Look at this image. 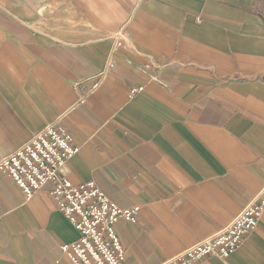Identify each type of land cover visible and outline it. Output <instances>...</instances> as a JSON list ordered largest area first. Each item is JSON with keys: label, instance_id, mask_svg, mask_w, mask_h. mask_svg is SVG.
<instances>
[{"label": "crops", "instance_id": "obj_1", "mask_svg": "<svg viewBox=\"0 0 264 264\" xmlns=\"http://www.w3.org/2000/svg\"><path fill=\"white\" fill-rule=\"evenodd\" d=\"M61 115L79 148L66 179L139 208L114 227L126 264L213 237L264 198V0H0V159ZM47 191L0 171V264H71L78 234ZM200 264H264V210Z\"/></svg>", "mask_w": 264, "mask_h": 264}, {"label": "built area", "instance_id": "obj_2", "mask_svg": "<svg viewBox=\"0 0 264 264\" xmlns=\"http://www.w3.org/2000/svg\"><path fill=\"white\" fill-rule=\"evenodd\" d=\"M113 53L111 51L104 68L93 79L88 93L98 89L113 68ZM141 90H131V94ZM60 120L47 125L15 152L0 159V171L11 178L26 198L48 190L58 210L78 234L74 242L60 247L71 264H126L114 227L120 221L136 223L139 208H121L93 182L74 185L62 175L63 167L79 148L59 124ZM263 210L262 191L226 228L162 264H200L206 257L227 258L244 243Z\"/></svg>", "mask_w": 264, "mask_h": 264}, {"label": "rangeland", "instance_id": "obj_3", "mask_svg": "<svg viewBox=\"0 0 264 264\" xmlns=\"http://www.w3.org/2000/svg\"><path fill=\"white\" fill-rule=\"evenodd\" d=\"M110 54H111V52H110ZM110 54H109V55H110ZM108 57H109V56H108ZM108 57H107V60H108ZM107 60H106V61H107ZM113 60H114V59H113V55H112V64H113V67H114V62H113ZM110 70H111V69H110ZM108 73H109V72H108ZM97 75H98V74H97ZM97 75H95V76H93L92 78L89 79L90 85H91V83L93 82V79H94ZM107 76H108V75H107ZM106 78H107V77H106ZM106 78H105V79H106ZM105 79H104V81H105ZM104 81L102 82V85H103ZM102 85H101V86H102ZM101 86H100V87H101ZM100 87H99V88H100ZM89 88H90V86H89ZM99 88H98V89H99ZM137 89H138V88H137ZM96 90H97V89H96ZM96 90H95V91H96ZM132 90H136V89H132ZM87 91H88V90H87ZM95 91H93V92H95ZM93 92H92V93H93ZM137 93H138V92H137ZM134 94H136V93H134ZM134 94H131V91H130V95H134ZM60 118L62 119V118H63V115H61ZM59 124H60V123H59ZM48 125H49V124H48ZM65 129H66V128H65ZM62 175L64 176L63 173H62ZM64 177H65V176H64ZM87 183H88V182H87ZM85 184H86V183H85ZM80 185H82V184H80ZM256 226H257V225H256ZM254 229H255V228H254ZM254 229H253V230H254Z\"/></svg>", "mask_w": 264, "mask_h": 264}]
</instances>
